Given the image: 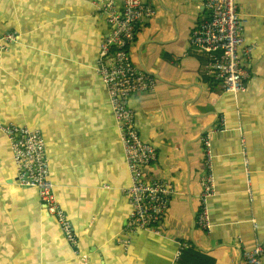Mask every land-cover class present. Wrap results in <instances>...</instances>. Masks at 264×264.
Returning a JSON list of instances; mask_svg holds the SVG:
<instances>
[{
    "label": "crops",
    "instance_id": "1",
    "mask_svg": "<svg viewBox=\"0 0 264 264\" xmlns=\"http://www.w3.org/2000/svg\"><path fill=\"white\" fill-rule=\"evenodd\" d=\"M106 1L0 0V33L19 35L9 52H0V124L42 133L55 196L79 251L74 255L64 242L36 190L16 182L0 133V264H172L181 242L189 246L181 257L185 264H244L255 234L264 240V0H235L244 39L256 45L244 62L245 90L237 96L221 92L207 72L208 56L190 45L192 31L207 18L203 5L143 0L155 16L137 27L129 53L156 87L130 105L140 138L157 153L143 171L145 181L167 179L176 194L163 219L164 236L137 233L127 252L120 241L130 212L124 193L129 175L96 73L108 29L100 9ZM239 124L252 203L244 192ZM202 134L211 143L216 192L207 203L208 232L196 222Z\"/></svg>",
    "mask_w": 264,
    "mask_h": 264
},
{
    "label": "built area",
    "instance_id": "2",
    "mask_svg": "<svg viewBox=\"0 0 264 264\" xmlns=\"http://www.w3.org/2000/svg\"><path fill=\"white\" fill-rule=\"evenodd\" d=\"M187 3L203 5L207 19L192 31L190 45L208 56L207 72L221 92L239 95L244 92L248 71L244 62L250 60L256 45L246 43L243 23L235 0H186ZM108 26L107 34L101 39L96 73L100 78L109 101L112 118L119 132L129 185L124 193L130 212L122 229L120 245L128 251L134 235L151 232L163 237V219L169 211L176 194L167 179L145 181L143 171L157 160L153 146L143 141L135 126V112L130 100L137 95L149 93L156 87L153 77L144 75L132 63L129 46L135 40L137 27L155 16L153 7L143 0H108L100 6ZM16 32L0 33V52H9L17 44ZM219 129L224 120H219ZM0 133L7 141L16 182L23 188L38 193L46 214L55 219L64 242L79 255L78 238L71 220L58 203L51 180L45 142L39 130L24 126L0 124ZM241 154L244 166V192L248 202L254 201L252 173L249 169L248 152L242 125L238 126ZM202 174L200 177L199 210L196 215L198 227L203 232L210 228L208 200L216 195L211 143L203 136ZM256 233L257 225L253 222ZM255 244L243 254L244 264H262L264 240L255 234ZM189 246L179 243V250L172 264H185L182 253Z\"/></svg>",
    "mask_w": 264,
    "mask_h": 264
},
{
    "label": "trees",
    "instance_id": "3",
    "mask_svg": "<svg viewBox=\"0 0 264 264\" xmlns=\"http://www.w3.org/2000/svg\"><path fill=\"white\" fill-rule=\"evenodd\" d=\"M205 11H206V10H205ZM205 11H204V13L202 14V16L204 15V17L207 15V12H205ZM206 19H207V18H206ZM206 19H205V20H206ZM205 20H204V21H205ZM202 159H203V158H202Z\"/></svg>",
    "mask_w": 264,
    "mask_h": 264
},
{
    "label": "water",
    "instance_id": "4",
    "mask_svg": "<svg viewBox=\"0 0 264 264\" xmlns=\"http://www.w3.org/2000/svg\"><path fill=\"white\" fill-rule=\"evenodd\" d=\"M204 9V7L202 6V10ZM204 134V133H203ZM203 134L200 136V138L199 139H201L202 138V136H203Z\"/></svg>",
    "mask_w": 264,
    "mask_h": 264
}]
</instances>
